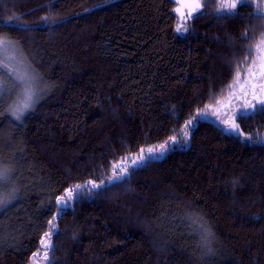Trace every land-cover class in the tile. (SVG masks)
Instances as JSON below:
<instances>
[{"label":"trees","instance_id":"1","mask_svg":"<svg viewBox=\"0 0 264 264\" xmlns=\"http://www.w3.org/2000/svg\"><path fill=\"white\" fill-rule=\"evenodd\" d=\"M201 1L184 34L175 0L0 3V21L18 18L0 38L19 42L44 89L22 122L5 112L15 95L0 102V163L14 169L17 189L0 209V264H264V144L227 135L207 115L237 68L242 77L257 58L264 20L252 13L264 4L218 18L217 0ZM23 25L31 30H15ZM246 90L240 105L252 99ZM197 113L186 145L125 183L108 180L141 148L182 139ZM236 123L246 136L264 134V113ZM102 180L98 195L73 191L58 211V197Z\"/></svg>","mask_w":264,"mask_h":264},{"label":"snow or ice","instance_id":"2","mask_svg":"<svg viewBox=\"0 0 264 264\" xmlns=\"http://www.w3.org/2000/svg\"><path fill=\"white\" fill-rule=\"evenodd\" d=\"M104 2L107 3L108 0H104ZM0 3H3V0H0ZM238 6H250V0H233L231 4H220L217 9V17L224 18L239 15V13L235 11ZM188 7L190 8L188 13L189 18H192V13L198 12L201 8V4L198 0H192V3ZM224 9H227V11H224ZM85 11H91V9H85ZM262 12H264V9H262L258 4L257 11L252 13V15L256 16L258 19L264 20V15L261 14ZM14 19L18 18L10 17L7 22L0 21V31L5 28H9L10 26H14ZM41 19L47 20V17H42ZM15 30L29 31L31 29L29 26L23 25L15 28ZM180 30L181 29L178 27L177 31L179 32ZM185 30L187 29L185 28ZM244 38L247 39L246 34ZM18 44V41L14 42L10 39L0 38V102H3L6 97L15 95L16 101L14 105H10L5 112L11 115L15 121L22 122L24 117L30 111L34 110L35 104L40 98L39 92L44 89L39 87L42 78L26 62V58H17L16 53L18 51ZM255 48L258 54L257 60L253 61L252 65H250L245 72L247 76L246 83L251 85L252 99H246L240 107V110L232 113L230 120H220V123L225 126L223 131L235 139L243 137L244 141L242 142L264 144V134L256 133L246 136L245 133L241 131L240 125L236 123L237 120L250 119L258 113H264V33L261 34V38L256 42ZM251 54L250 46L248 55ZM240 79V69L237 68L236 75L234 76V83H238ZM253 80H256L257 83H252ZM232 87V84L228 85V88L231 89ZM257 90H259V94ZM248 95L249 91L245 90L244 96L247 97ZM236 99L239 100L240 97L237 96ZM252 101H255V103ZM217 103H219V101H217ZM5 112H0V115H4ZM203 114L204 113H197L196 117L186 122V126L183 129L182 139H178L175 135L170 136L168 140L157 146L148 147L147 149L141 148L139 154L132 160L130 165L122 166L118 171L114 165L113 175L108 177V180L112 183H125L128 179H130L131 175L135 174L136 171L147 168L153 162L162 158L173 148L174 145H186L189 142V128L194 127L195 122L198 121L200 116ZM122 159L127 160L128 157H123ZM14 179V169L0 163V209H4L9 205H12L16 200L17 189L12 187ZM87 185H90V188H88ZM87 185H76L75 189L68 191L66 197H58L57 204L60 205L58 211L62 213L65 208L70 207V204H66L65 200L71 201L73 199V191L77 194V197L80 193L85 192L86 188L88 195H98L99 191L97 190L104 187L105 181L102 180L99 184L88 181ZM55 218L56 217H53V219ZM189 219H191L193 224L197 223L196 219ZM200 219L202 220V218ZM48 223L52 231L44 234L41 244L50 252L53 246L48 241L50 235L56 234L57 230L52 220ZM198 231L201 239L204 241V246H207L209 237L212 235L210 230L204 223H200L198 225ZM33 255L35 256L37 253H34ZM45 259H48V253H45Z\"/></svg>","mask_w":264,"mask_h":264},{"label":"rangeland","instance_id":"3","mask_svg":"<svg viewBox=\"0 0 264 264\" xmlns=\"http://www.w3.org/2000/svg\"><path fill=\"white\" fill-rule=\"evenodd\" d=\"M175 1H176V5L174 7V12H175V15L177 18L176 31H177V28L179 27L181 30L179 32L178 31L177 32L179 34H184L186 32V30H185L186 27H185L184 23L189 19L188 13L190 11V8L188 6L192 3V0H175ZM251 1H253V0H251ZM254 1H256V0H254ZM198 2L201 4V8H202V6H203L202 1L198 0ZM232 2H233V0H217V6H219L220 4H231ZM263 4H264V0H263ZM224 10H227V9H224ZM194 13L195 12H193L192 15ZM16 55H17V53H16ZM17 58H19L18 55H17ZM256 60H257V58L254 61H256ZM246 81H247V76H246V74H244V76L241 77V79L238 83H234L233 88L229 92L227 97H225L223 100H221L219 102V104L217 105V108H215V109L212 108L213 110H208L207 115L211 119L215 120L218 123H220V120H230L232 117V113L234 111H237V109H239L242 106V105H240V102H241V101H239L240 99L237 100L236 97L241 94L240 92L245 91L247 88L251 89V85L246 83ZM252 83H257V81L253 80ZM250 95H251V93H250ZM220 124H222V123H220Z\"/></svg>","mask_w":264,"mask_h":264},{"label":"crops","instance_id":"4","mask_svg":"<svg viewBox=\"0 0 264 264\" xmlns=\"http://www.w3.org/2000/svg\"><path fill=\"white\" fill-rule=\"evenodd\" d=\"M200 9H201V8H200ZM200 9H199V10H200Z\"/></svg>","mask_w":264,"mask_h":264}]
</instances>
